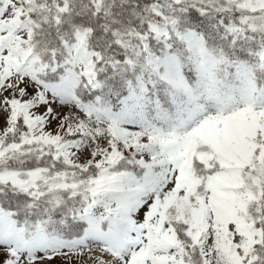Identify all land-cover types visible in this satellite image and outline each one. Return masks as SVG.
Masks as SVG:
<instances>
[{"label": "snow or ice", "instance_id": "obj_1", "mask_svg": "<svg viewBox=\"0 0 264 264\" xmlns=\"http://www.w3.org/2000/svg\"><path fill=\"white\" fill-rule=\"evenodd\" d=\"M0 264H264V0H0Z\"/></svg>", "mask_w": 264, "mask_h": 264}]
</instances>
